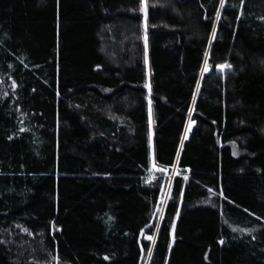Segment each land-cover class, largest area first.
Here are the masks:
<instances>
[{"label":"trees","instance_id":"obj_1","mask_svg":"<svg viewBox=\"0 0 264 264\" xmlns=\"http://www.w3.org/2000/svg\"><path fill=\"white\" fill-rule=\"evenodd\" d=\"M146 261L264 264V0H0V264Z\"/></svg>","mask_w":264,"mask_h":264},{"label":"rangeland","instance_id":"obj_2","mask_svg":"<svg viewBox=\"0 0 264 264\" xmlns=\"http://www.w3.org/2000/svg\"><path fill=\"white\" fill-rule=\"evenodd\" d=\"M146 2V0H145ZM147 14V4H146V8H145V16ZM145 27L147 28V20L145 21ZM146 41H147V52H149V41H148V34L146 36ZM149 54V53H148ZM147 54V55H148ZM147 66H148V75H149V83H150V86H152V82H151V78H152V71H151V66H150V57L148 55V61H147ZM150 109L152 110V107H153V103L150 102ZM150 121H151V130L154 131L155 129V121H154V118H153V115H151V118H150ZM152 171L154 172L152 175H151V178L152 180H155L157 177L154 176V174L157 172L158 174H162L164 175V183H167L166 185V190H165V198H164V202L163 204L166 203L167 199H168V194L170 192V188H171V184H172V179L174 177V174L176 173V165L173 167V168H162V166L158 165V163L156 162V158H155V147H154V139L152 140ZM145 264H148V262L146 261Z\"/></svg>","mask_w":264,"mask_h":264},{"label":"snow or ice","instance_id":"obj_3","mask_svg":"<svg viewBox=\"0 0 264 264\" xmlns=\"http://www.w3.org/2000/svg\"><path fill=\"white\" fill-rule=\"evenodd\" d=\"M145 8H146V4H145ZM213 36H215V33H213ZM220 67L221 68H225V67H230V66H228V65H221ZM205 70H207V68H205Z\"/></svg>","mask_w":264,"mask_h":264},{"label":"water","instance_id":"obj_4","mask_svg":"<svg viewBox=\"0 0 264 264\" xmlns=\"http://www.w3.org/2000/svg\"><path fill=\"white\" fill-rule=\"evenodd\" d=\"M193 126V124H191V127Z\"/></svg>","mask_w":264,"mask_h":264}]
</instances>
